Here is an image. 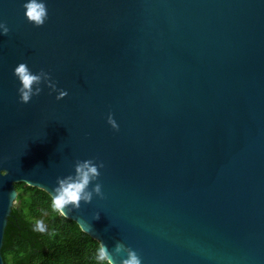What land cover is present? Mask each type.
Instances as JSON below:
<instances>
[{"label":"water","instance_id":"95a60500","mask_svg":"<svg viewBox=\"0 0 264 264\" xmlns=\"http://www.w3.org/2000/svg\"><path fill=\"white\" fill-rule=\"evenodd\" d=\"M21 181L111 264H264V0H0V264Z\"/></svg>","mask_w":264,"mask_h":264},{"label":"trees","instance_id":"16d2710c","mask_svg":"<svg viewBox=\"0 0 264 264\" xmlns=\"http://www.w3.org/2000/svg\"><path fill=\"white\" fill-rule=\"evenodd\" d=\"M18 204L13 205L4 233L5 264H111L100 242L63 215L44 189L17 182ZM48 212L45 221L35 217Z\"/></svg>","mask_w":264,"mask_h":264},{"label":"rangeland","instance_id":"374dc122","mask_svg":"<svg viewBox=\"0 0 264 264\" xmlns=\"http://www.w3.org/2000/svg\"><path fill=\"white\" fill-rule=\"evenodd\" d=\"M18 203H19L18 200H15L13 205L18 204ZM47 216H48V212L35 217L34 220H36V221H45Z\"/></svg>","mask_w":264,"mask_h":264}]
</instances>
